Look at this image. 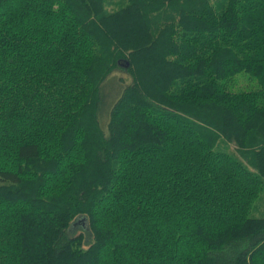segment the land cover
I'll return each mask as SVG.
<instances>
[{
    "label": "trees",
    "instance_id": "obj_1",
    "mask_svg": "<svg viewBox=\"0 0 264 264\" xmlns=\"http://www.w3.org/2000/svg\"><path fill=\"white\" fill-rule=\"evenodd\" d=\"M263 197L264 0H0V264H264Z\"/></svg>",
    "mask_w": 264,
    "mask_h": 264
},
{
    "label": "rangeland",
    "instance_id": "obj_2",
    "mask_svg": "<svg viewBox=\"0 0 264 264\" xmlns=\"http://www.w3.org/2000/svg\"><path fill=\"white\" fill-rule=\"evenodd\" d=\"M116 74L121 77L122 79H126V81H128V76L125 73L122 72H116ZM107 89V90H106ZM104 90L107 91L105 97L103 98V105H102V113H106L107 110L109 109L110 105L113 103V101L115 100V97L118 95V91H119V85L117 83V81H109L108 85L105 86ZM141 97H139L137 94H135L134 92L129 91V95L127 97V105L130 108V101H134V102H139L138 100ZM142 104L148 105L147 102H143ZM137 105H139V103H137ZM137 121L130 119L132 117V115L130 114V112L128 111V109H124L120 112V116L117 120V127L118 129H121V133L126 132L127 135L129 136L128 140L125 134L121 135V141L122 142H126L128 141L129 143L133 144L132 146L147 141L149 140L151 137H156L157 140L158 138H161L160 136H156L155 135V130L153 129V134L155 135H150L152 134L151 131H149L151 129V126L148 127L146 125H144V123L141 121V113L138 112L137 113ZM134 115V112H133ZM136 118V117H135ZM142 126H146L143 129ZM129 128L130 131H127L126 129ZM148 130V131H147ZM152 130V129H151ZM120 138V137H119ZM125 138V140H124ZM155 138V139H156ZM257 209L253 210L250 217H262L264 215L263 209H264V197L261 200H258L257 203ZM80 222V226L78 224H76L73 229L72 232L75 234L78 233H83L85 232V225L82 223V220L79 221ZM84 234V233H83Z\"/></svg>",
    "mask_w": 264,
    "mask_h": 264
}]
</instances>
